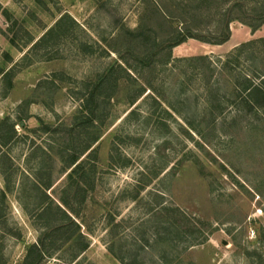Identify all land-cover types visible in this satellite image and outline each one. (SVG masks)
<instances>
[{"label":"rangeland","instance_id":"rangeland-1","mask_svg":"<svg viewBox=\"0 0 264 264\" xmlns=\"http://www.w3.org/2000/svg\"><path fill=\"white\" fill-rule=\"evenodd\" d=\"M192 1L0 0V264H25L44 228L67 224L58 208L79 229L38 264H264V123L232 104L228 74L205 89L195 61L224 62L264 25L169 51L168 13L201 17L211 40L235 2ZM101 80L97 124L79 127ZM94 134L80 158L92 175L71 185L69 157Z\"/></svg>","mask_w":264,"mask_h":264},{"label":"trees","instance_id":"trees-1","mask_svg":"<svg viewBox=\"0 0 264 264\" xmlns=\"http://www.w3.org/2000/svg\"><path fill=\"white\" fill-rule=\"evenodd\" d=\"M246 1L248 0H235V2L232 4V6L229 7L227 13H225L222 19L220 18L217 22L214 20V22L217 23L215 26L216 28L212 31L209 30L207 32L208 35L212 37L211 40H207L205 39V37L200 35V33H203L205 30L204 28H201V17L197 15L188 16L186 13L183 16H175L174 14L168 13L169 51L171 48L179 45L180 43H183L187 39H196L209 44L221 45L228 40V27L230 22L234 20L239 21L252 30L259 29L262 25H264V0H251L254 2V6L252 8H249V5H247ZM192 2L195 3L196 0H193ZM188 7V5H184V3L182 4L181 2L174 7L172 6L175 11H184ZM195 9H198V7H196ZM237 10L241 11L242 16L231 17V14ZM176 24H178V26H176ZM170 60L171 53L168 52V64ZM195 61L203 62L204 67L209 73V76L207 77V79H205V89H207L208 91H218V89L216 88L219 86L218 81H214V84L211 83L213 76H216V73L218 75L220 74L221 76H224L225 73L228 74L229 77H232V80L234 79V82H232L231 84L233 85V89L235 92V102H233L232 104L235 105L238 112H240L242 109L245 111L246 116L253 115L257 118L258 122L260 121L264 123V38L241 44L240 46L236 47L230 53V55L227 56L224 62L220 60L217 63L213 61L211 62V60H208V58L204 56L195 59ZM150 63L151 61L149 62V64ZM217 68L218 72H216ZM233 74L235 76H233ZM101 81H98L97 84L94 85V87L92 88L93 90H91L88 97H86L82 101V106H80V113L83 116L85 115V122H82V124L78 125L79 127H88V125L94 127V125L97 124V115L99 113L98 111L103 108L102 104H104V101L106 99L102 98V96H99L96 93V91L102 88V86L104 85L103 81ZM142 95L143 92L138 94L133 100H131V106H133ZM219 104L221 103L219 102ZM131 113H133V109L128 113V115ZM98 139L99 136L97 134L89 137L85 144V147L81 150V152L79 151L78 153L72 154L69 157V161L66 167V178L69 182H71V185L76 184L78 186L81 181H84L85 178L92 175L94 166H92L90 170L88 169L87 171L83 168V159L89 157L90 153L93 151L91 147L98 141ZM81 156H84V158L80 159ZM1 194L4 196L5 192L1 191ZM61 204L65 208V210H67V207L70 208L68 202H66L65 200H61ZM58 210L64 216L65 220H67V224L60 223L44 228L40 233V236L38 237L36 243L28 249L24 260L25 264H38L40 261H42L50 253L49 247L54 246L57 241L58 235L63 236L64 240L67 241L72 239L76 232V229L78 231L79 228L72 220L71 216H69L60 208H58ZM67 211L69 212L70 210ZM71 211L73 212V210ZM71 211L70 213H72ZM79 238H82V235H79ZM86 248L87 246L85 245L81 250L83 251ZM124 259H126V262L124 264H146L143 262V260L138 259L137 253L135 255H131L130 257H123L121 259L122 262ZM162 259H164V262H162V264L168 263L166 258ZM152 264L161 263L156 261Z\"/></svg>","mask_w":264,"mask_h":264}]
</instances>
